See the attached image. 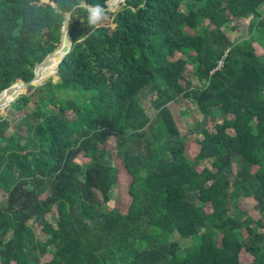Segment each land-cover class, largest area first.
<instances>
[{
    "label": "trees",
    "instance_id": "obj_1",
    "mask_svg": "<svg viewBox=\"0 0 264 264\" xmlns=\"http://www.w3.org/2000/svg\"><path fill=\"white\" fill-rule=\"evenodd\" d=\"M50 1L0 0V93L33 78L72 11L60 81L0 116V264H264V0ZM82 2L102 8L97 25ZM180 99L206 119L193 156Z\"/></svg>",
    "mask_w": 264,
    "mask_h": 264
},
{
    "label": "rangeland",
    "instance_id": "obj_2",
    "mask_svg": "<svg viewBox=\"0 0 264 264\" xmlns=\"http://www.w3.org/2000/svg\"><path fill=\"white\" fill-rule=\"evenodd\" d=\"M113 12H117L113 11ZM259 12L262 13L264 15V7H260L259 8ZM241 24L238 25V28L234 31V33H230L228 32L229 35L233 36H239L238 39L239 41L241 40H246L249 39L251 37V33L249 31L250 29V24H252V20L251 18H244L242 20L239 21ZM238 22V23H239ZM237 21L235 22V24H238ZM220 64H222V62L220 61ZM190 69H188L187 72H185V74L182 77V80L185 81L188 85H192L194 84L195 81V77L191 74V72L189 71ZM57 79V76H56ZM56 79L55 82L57 81ZM47 82V81H46ZM182 83V82H181ZM150 89H152L150 87ZM28 91V90H27ZM27 91L24 94H31L32 95V100H35L36 98L33 96V92L31 91L30 93H27ZM191 92H195L194 89H190ZM196 93V92H195ZM141 101H144V105L145 107H148V112L149 115L152 116L153 112L151 111V107H150V102L152 99L155 98V93L151 94L149 89L146 90H142L141 94ZM68 99V98H67ZM69 100V99H68ZM73 100V99H71ZM15 101V100H14ZM13 101V102H14ZM12 102V103H13ZM11 104V103H10ZM10 104L6 107L8 108L10 106ZM31 105H28V107H23L22 108V113L24 114H28L31 112ZM0 109V116L1 117H6V112L7 109ZM169 109L173 115L174 120L177 123V126L179 128V131L181 132L182 135H187L188 137L184 139L183 145L186 146L185 149V155L187 156H193L197 151H198V141L200 140L201 136L197 135L196 132H194L197 128L202 127L204 125V123L206 122V119L203 118L201 116V114L198 112V110H194V105L190 102L187 103L185 100L180 99L179 101L175 102V103H171L169 105ZM220 112L214 113V117L220 115ZM20 115V114H18ZM211 122H207L208 126H211ZM193 132V133H190ZM128 139L132 138V135L130 134L128 137ZM115 141L114 139H112L108 145H107V149H112V147H114L115 145ZM235 157H233L232 159L234 160ZM109 162V161H107ZM202 167L204 166V164H201ZM201 167V166H200ZM228 171L230 170V168L227 169ZM235 171V170H234ZM237 177V175L235 173L230 174V179L234 180ZM118 196L121 200H127L129 199L128 194L126 192V188L125 185L124 186H120L118 188ZM48 192H46V196H47ZM190 200H192V198H189ZM243 206V204H241ZM109 206H112V204H109ZM251 215L253 217H257V213L255 210H253L251 212ZM43 221L40 220L39 223L36 225V233H39L41 230V225L48 221H51L52 218L49 215H46L43 217ZM241 239H245V235L242 234L241 235ZM169 240L174 241V242H178L180 248L182 249V251L185 253L188 249H190L193 245V241L189 240V239H181L180 237H178L175 233L173 234L172 237L169 238ZM182 252V253H183Z\"/></svg>",
    "mask_w": 264,
    "mask_h": 264
},
{
    "label": "water",
    "instance_id": "obj_3",
    "mask_svg": "<svg viewBox=\"0 0 264 264\" xmlns=\"http://www.w3.org/2000/svg\"><path fill=\"white\" fill-rule=\"evenodd\" d=\"M44 2L50 4L52 7H56V4L53 3L50 0H43ZM114 0H107L105 2V8L104 11L106 12H113V11H118L122 5L125 4L126 0H117L118 2V8H112ZM122 3V4H121ZM79 7L86 8L89 11H92L95 7H92L84 2H82ZM71 16H72V11L66 13L64 15L63 23H62V28H61V35L59 39V43L57 47L54 49L53 52H51L49 55L45 57V59L40 62L35 64L33 68V78L28 81V82H23V83H15L3 90L0 93V109H5L10 103H12L16 98H18L20 95H23L29 87L36 88L38 86L43 85L44 83H40L43 75H44V67L49 64V60L53 57H56L59 55V63L57 65V71L59 64L62 62L63 58L66 56V54L70 51L71 47V39H70V33H69V24L71 21ZM52 83H55L54 79H50ZM57 81H60V79H56Z\"/></svg>",
    "mask_w": 264,
    "mask_h": 264
},
{
    "label": "bare ground",
    "instance_id": "obj_4",
    "mask_svg": "<svg viewBox=\"0 0 264 264\" xmlns=\"http://www.w3.org/2000/svg\"><path fill=\"white\" fill-rule=\"evenodd\" d=\"M115 1V0H114ZM113 1V4H112V8H118V2H114ZM122 4V3H121ZM59 55L57 56V59H55L54 61L52 62H49V64L47 66L44 67V75L40 81V83H45L46 81H48L52 76L56 75L57 74V65L59 63Z\"/></svg>",
    "mask_w": 264,
    "mask_h": 264
},
{
    "label": "clouds",
    "instance_id": "obj_5",
    "mask_svg": "<svg viewBox=\"0 0 264 264\" xmlns=\"http://www.w3.org/2000/svg\"><path fill=\"white\" fill-rule=\"evenodd\" d=\"M104 13L102 8L97 5L89 14H88V23L91 25H97L103 18ZM220 63V62H219Z\"/></svg>",
    "mask_w": 264,
    "mask_h": 264
},
{
    "label": "crops",
    "instance_id": "obj_6",
    "mask_svg": "<svg viewBox=\"0 0 264 264\" xmlns=\"http://www.w3.org/2000/svg\"><path fill=\"white\" fill-rule=\"evenodd\" d=\"M176 122V121H175ZM176 125H177V123H176ZM177 128H178V126H177ZM179 129V128H178Z\"/></svg>",
    "mask_w": 264,
    "mask_h": 264
},
{
    "label": "built area",
    "instance_id": "obj_7",
    "mask_svg": "<svg viewBox=\"0 0 264 264\" xmlns=\"http://www.w3.org/2000/svg\"><path fill=\"white\" fill-rule=\"evenodd\" d=\"M219 66H221V64L219 63Z\"/></svg>",
    "mask_w": 264,
    "mask_h": 264
}]
</instances>
